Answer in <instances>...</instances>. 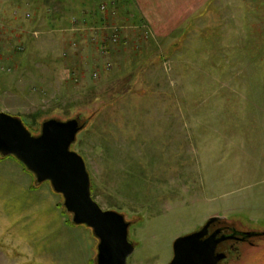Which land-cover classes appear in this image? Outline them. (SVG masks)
Segmentation results:
<instances>
[{
	"label": "rangeland",
	"instance_id": "374dc122",
	"mask_svg": "<svg viewBox=\"0 0 264 264\" xmlns=\"http://www.w3.org/2000/svg\"><path fill=\"white\" fill-rule=\"evenodd\" d=\"M0 110L34 134L87 121L72 149L128 264H168L210 217L264 231V0H0ZM49 181L0 154V264H97ZM228 264H264V240Z\"/></svg>",
	"mask_w": 264,
	"mask_h": 264
},
{
	"label": "water",
	"instance_id": "95a60500",
	"mask_svg": "<svg viewBox=\"0 0 264 264\" xmlns=\"http://www.w3.org/2000/svg\"><path fill=\"white\" fill-rule=\"evenodd\" d=\"M86 124L80 117L50 118L42 122L40 133L34 134L22 118L0 110V154L16 157L37 182L49 181L63 196L73 222L89 227L97 237V264H128L136 249L129 239L131 222L123 213L104 210L94 200L86 161L72 149ZM222 219L210 217L199 230L177 237L168 264H218L225 254L217 253V247L227 237L208 232L212 223Z\"/></svg>",
	"mask_w": 264,
	"mask_h": 264
},
{
	"label": "flooded vegetation",
	"instance_id": "af4514ba",
	"mask_svg": "<svg viewBox=\"0 0 264 264\" xmlns=\"http://www.w3.org/2000/svg\"><path fill=\"white\" fill-rule=\"evenodd\" d=\"M217 232V237H227L218 244L217 253L225 254V258L218 264H228L231 259L240 258V246L243 244L255 245L256 239L264 240V231L242 230L234 226L225 224L222 220L212 223L209 227L208 235Z\"/></svg>",
	"mask_w": 264,
	"mask_h": 264
},
{
	"label": "trees",
	"instance_id": "16d2710c",
	"mask_svg": "<svg viewBox=\"0 0 264 264\" xmlns=\"http://www.w3.org/2000/svg\"><path fill=\"white\" fill-rule=\"evenodd\" d=\"M78 118H79V117H78ZM23 121H24L25 124H27V123L25 122V120H23ZM29 129L33 132V130H32L31 128H29ZM33 133H34V132H33ZM22 165H23V164H22ZM23 166H24V165H23ZM24 168L27 169L25 166H24ZM27 170H28V169H27ZM92 191H93V189H92V187H91V192H92Z\"/></svg>",
	"mask_w": 264,
	"mask_h": 264
}]
</instances>
